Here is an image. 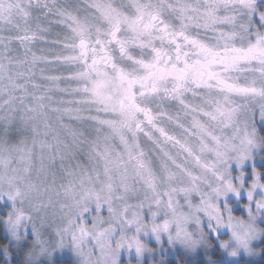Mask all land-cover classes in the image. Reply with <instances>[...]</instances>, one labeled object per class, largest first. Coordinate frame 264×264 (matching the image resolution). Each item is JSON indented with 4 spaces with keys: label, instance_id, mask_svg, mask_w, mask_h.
Instances as JSON below:
<instances>
[{
    "label": "snow or ice",
    "instance_id": "obj_1",
    "mask_svg": "<svg viewBox=\"0 0 264 264\" xmlns=\"http://www.w3.org/2000/svg\"><path fill=\"white\" fill-rule=\"evenodd\" d=\"M85 3L88 11L81 15L58 0H0V124L32 132L15 142L0 135V199L7 195L13 203L6 217L13 235L31 223L41 252L48 242L34 214L40 225H51L58 246L73 245L83 264H93V257L96 264H119L123 247L143 250L139 238L129 240L130 226L137 237L150 230L157 240L161 233L191 239L184 230L189 218L176 209L190 207L192 195L203 198L208 187L237 173L231 166L221 175L206 154L222 158L264 146V0ZM40 7L44 11L36 13ZM50 13L60 17L66 35L44 55L31 47L38 38L31 22ZM13 43L17 48L10 49ZM141 140L159 160L160 175L177 167L188 179L190 186L179 189L182 205L175 189L157 191L160 175L145 159ZM80 151L103 162L105 195L92 188L100 171L66 165ZM56 162L67 177L59 185ZM252 181L264 183V168L253 165L247 187ZM258 192L247 193L251 223L229 215L222 225L245 248L264 210ZM61 199L69 201L60 204L66 212L56 211ZM91 202L96 212L88 223ZM153 206L170 209L172 219H158ZM215 207L223 209L220 203L204 207L209 219ZM192 217L201 224L196 212ZM217 225L219 219L208 227Z\"/></svg>",
    "mask_w": 264,
    "mask_h": 264
},
{
    "label": "rangeland",
    "instance_id": "obj_2",
    "mask_svg": "<svg viewBox=\"0 0 264 264\" xmlns=\"http://www.w3.org/2000/svg\"><path fill=\"white\" fill-rule=\"evenodd\" d=\"M70 6L65 3L58 4L60 7L75 8L78 12L83 15L88 11L85 0H69ZM38 10L42 13L44 10ZM60 17L53 14H49L46 17H41L37 21L31 22V28L33 31L38 33V38L32 42L31 47L33 50L40 54L47 55L49 49H56L58 43L64 39L66 35L65 27L62 26L58 21ZM48 20H51L47 28ZM55 25L57 28H49ZM63 31V35H57L54 30ZM7 30L4 35L8 36ZM51 35L52 37H48ZM43 37L44 39H40ZM60 37V38H59ZM53 43V44H51ZM17 48L16 44H12L10 49ZM13 52L10 50L9 55ZM68 98V97H66ZM257 109V113H258ZM260 126V125H259ZM7 127L5 133L4 128ZM264 130V128H262ZM0 135H6V137L15 142L24 137H30L32 132L30 129H26L19 124H13L11 126H4L0 124ZM253 159L245 162L243 171L246 173L245 187L241 189L239 197L234 193H229L226 197L220 198V206L222 208L225 205L231 206V211L235 214L247 217L248 209L245 205L248 203L247 198V184L248 180L252 176V167L255 165L259 168H264V146L254 150ZM235 165L233 171L238 172ZM261 194V192H258ZM19 206V204H17ZM13 203L7 197L0 199V226L3 229L4 238L7 237L8 241L5 240L6 246L0 247V262L2 264H8L16 261L15 264H83V257L80 256L75 250L73 245L68 242L62 247L58 246L57 242L59 237L55 231L49 226H39L41 232V239L48 242V248L46 251L41 252L40 243H34L35 231L33 225L27 221L23 222L20 228L17 230L16 235H13V230L8 224L6 217L12 211ZM96 212L95 206L92 207L90 212L85 213L87 222H92V214ZM104 214H107V209H104ZM145 220L150 221L151 211L148 209L144 210ZM203 215V214H201ZM160 217H158L159 219ZM209 223L214 225V221H210L207 216H204L200 227L203 228L206 235L200 237V243L193 246H188L182 243L179 239H170L168 233H161L160 239L157 240L155 233L150 230L141 231L139 238L144 241L147 245L142 257L136 252L135 248L129 249L127 246L120 250L119 264H195L199 262H205L207 264H216L219 261L226 262L228 264H256L261 261L264 253V232H260L252 242L251 247L255 250L252 254L247 253L243 248H240L235 255L232 254V249L236 248V242L230 239L231 230L227 226L223 228H209ZM255 223L261 228H264V210H261L259 215L256 217ZM190 228H196L195 223L189 225ZM135 232V227L130 226L128 233ZM119 234V230L117 235ZM194 235H200L194 233ZM70 239V238H69ZM227 240L228 245L225 246L222 241Z\"/></svg>",
    "mask_w": 264,
    "mask_h": 264
},
{
    "label": "clouds",
    "instance_id": "obj_3",
    "mask_svg": "<svg viewBox=\"0 0 264 264\" xmlns=\"http://www.w3.org/2000/svg\"><path fill=\"white\" fill-rule=\"evenodd\" d=\"M259 124L261 128H264V121H260ZM141 146L144 147L143 140H141ZM253 153H254L253 149H249L248 151L241 150L238 153L232 152V153L225 154L222 158H216L214 154H210V155L206 154V158L213 162L215 168L218 170V172L221 175L228 173L229 168L234 165L240 170L237 173L227 175L226 179H224V182L222 184L217 182L215 185L208 187L207 191L204 192L203 198H201L199 192L192 195L190 197L191 199L190 207H187V208L178 207L176 209L177 214L184 215L189 218V222L184 225V230L188 233L191 239L180 240L182 243L188 246L194 247L195 245L200 243V237L203 235H206L204 230H202V227H200L201 224L200 225L195 224L197 226L196 228L189 227L190 224L195 223V219L192 217L193 212H196L197 215L200 216V219L202 221L203 217L207 216L203 212V209L206 205H218L220 198L226 197L229 193H234L236 194L237 197H239L241 189L245 187L242 182L243 173L241 169H243L245 162L248 161L253 156ZM144 155H145V159L151 162L153 170L157 172L158 175H160V164H159V160L157 159L155 153L152 150H150V148L144 147ZM65 163L66 165H70L73 169H77V170H79V168L82 166L86 168L90 173L93 172V169L100 171L101 172L100 179L96 180L93 183L92 188L97 194L101 196L105 195L104 185L100 182L101 180H103V172H102L103 162L102 161L90 159L89 156L85 152L80 151L75 155V157L70 158ZM54 171L56 174V178H57L56 182L58 185L65 183L67 181V177L65 176V173L60 169L59 162H56ZM170 173L171 174H169V172L166 171L162 175H160V180H159V183L157 184V191L168 193L170 190L175 189L179 196V204L182 205L184 203V200H183L184 194L179 193V189L181 187L190 186L189 181L187 178H182L181 170L177 167H172L170 169ZM232 175H237L240 177V179L234 182L232 179ZM182 179H183V183H181ZM203 187L204 186L202 185V188ZM257 189H261V194L257 197V202L261 205L262 208H264V183H257L256 181H252L251 186L247 187L246 191L247 193L255 194ZM2 190L5 193H7V188H4ZM5 197H7V195H5ZM158 199L163 200V197H158ZM60 204L68 205L69 201L61 199L60 201L57 202L56 211L66 212L67 207L61 209ZM93 206H95V203L91 202L89 205L90 209H92ZM106 207L107 206L105 205V208ZM197 209H200V211H197ZM151 211H155L157 214V217L163 216L164 220L172 219L170 209L153 206ZM210 211H212V217L209 220L214 221V225H216V220L219 219L220 225H217V226L220 228H223L222 225L228 224L229 215L233 218V222L236 220H241V219L243 220L244 223L252 222L248 217L233 213L231 211V206L227 208H223V209L219 207H215L214 209H210ZM34 219L37 223V226L38 227L41 226L39 222V217L36 216L35 214H34ZM164 220L160 221L161 225L164 223ZM43 226L51 227V225L49 224H44ZM254 227H256L257 229V234L248 240V244L246 248L243 245L239 244V242L236 240L235 236H233L232 231H231L230 239L236 242V245H237L236 251H238L240 248H243L249 254H252L255 251L251 247V242L255 238H257L260 232H264V228H261L256 223L254 224ZM194 233H199L200 235L199 236L194 235ZM128 238L129 240H135V239H138L139 237H137L134 233H129ZM173 240H176V239H173ZM140 242H141V246L143 250L139 252L138 254L142 257V254L145 248L147 247V245L141 239H140ZM93 264H96L95 257H93Z\"/></svg>",
    "mask_w": 264,
    "mask_h": 264
},
{
    "label": "trees",
    "instance_id": "obj_4",
    "mask_svg": "<svg viewBox=\"0 0 264 264\" xmlns=\"http://www.w3.org/2000/svg\"><path fill=\"white\" fill-rule=\"evenodd\" d=\"M50 22H51V20H48L47 28H48V25L50 24ZM49 28H50V29L53 28V25L50 26ZM59 33H60V31L58 32V35H59ZM48 37H52V36L49 35ZM59 38H60V37H59ZM51 44H53V43H51ZM5 240L8 241L7 237L4 238L3 229H2L1 226H0V247H1L2 249L4 248L3 246H6V245H4V244H5ZM2 256H3V255H1L0 257H2ZM15 263H16V261H14V262H10V263H8V264H15ZM0 264H2V262H0ZM18 264H19V263H18ZM22 264H23V263H22ZM55 264H59V263H55ZM195 264H207V263H205V262L202 261V262L195 263ZM216 264H228V263L219 261V262L216 263ZM256 264H264V253H263V255H262L261 261L258 262V263H256Z\"/></svg>",
    "mask_w": 264,
    "mask_h": 264
},
{
    "label": "flooded vegetation",
    "instance_id": "obj_5",
    "mask_svg": "<svg viewBox=\"0 0 264 264\" xmlns=\"http://www.w3.org/2000/svg\"><path fill=\"white\" fill-rule=\"evenodd\" d=\"M68 1H69V0H58V4L65 3L67 6H70V3H69ZM39 9L42 10L43 8L40 7ZM43 10H44V9H43ZM36 13H39L38 10H36ZM53 28H57V26L53 25ZM54 31H55V32L57 33V35H58V31H57L56 29H55ZM62 33H63V31H60V35H63Z\"/></svg>",
    "mask_w": 264,
    "mask_h": 264
}]
</instances>
